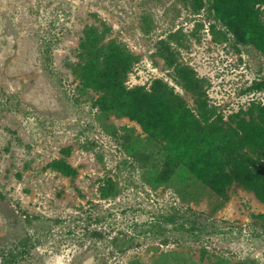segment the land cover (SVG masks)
I'll return each mask as SVG.
<instances>
[{
    "label": "rangeland",
    "instance_id": "rangeland-1",
    "mask_svg": "<svg viewBox=\"0 0 264 264\" xmlns=\"http://www.w3.org/2000/svg\"><path fill=\"white\" fill-rule=\"evenodd\" d=\"M219 2L0 0V264H264V54ZM116 81L192 111L227 183L115 109Z\"/></svg>",
    "mask_w": 264,
    "mask_h": 264
},
{
    "label": "trees",
    "instance_id": "trees-1",
    "mask_svg": "<svg viewBox=\"0 0 264 264\" xmlns=\"http://www.w3.org/2000/svg\"><path fill=\"white\" fill-rule=\"evenodd\" d=\"M234 2L238 4L242 16L238 21V28L264 54V24L255 9L256 4L264 2V0H234ZM221 10V4L219 0H216L215 11L223 19H227ZM115 78L116 74L113 72L110 80ZM109 89V92L116 97L112 106L123 115L137 120L146 132L163 133L173 148L174 159L188 166L190 171L201 181L213 186H216V181H220L222 184L227 183L225 182L226 178L228 179L225 173L227 156L221 155L219 149L216 148L215 139L202 126L192 111L185 110L179 114L177 110L173 109L167 113L152 94L126 92L118 81ZM248 167L249 164L244 165L243 168L247 170ZM66 171L71 172V170ZM251 187L255 188L257 194L264 200V193L255 186ZM165 223L178 226V220L174 215L161 216L154 221L145 223L143 231L151 235H158ZM97 235L103 236L102 233H97ZM134 235L130 237L133 238Z\"/></svg>",
    "mask_w": 264,
    "mask_h": 264
}]
</instances>
